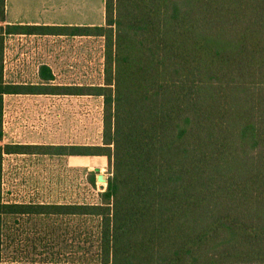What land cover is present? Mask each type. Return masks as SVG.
<instances>
[{
  "label": "trees",
  "instance_id": "trees-1",
  "mask_svg": "<svg viewBox=\"0 0 264 264\" xmlns=\"http://www.w3.org/2000/svg\"><path fill=\"white\" fill-rule=\"evenodd\" d=\"M22 33L104 38L103 83L45 68L8 84ZM7 94L101 97L102 143L1 144ZM6 155L107 157L110 176L94 202L11 201ZM0 264H264V0H105L103 25H0Z\"/></svg>",
  "mask_w": 264,
  "mask_h": 264
},
{
  "label": "rangeland",
  "instance_id": "rangeland-1",
  "mask_svg": "<svg viewBox=\"0 0 264 264\" xmlns=\"http://www.w3.org/2000/svg\"><path fill=\"white\" fill-rule=\"evenodd\" d=\"M31 8L39 23L58 26H97L105 22V0H17L10 2V17L17 6ZM22 14H29L24 12ZM12 19V18H11ZM15 47L46 46L52 55L55 85L102 84L105 42L101 37L32 38ZM17 74V75H16ZM6 80L41 83L31 69L22 75L7 71ZM4 136L1 144L98 145L102 143L103 99L63 94L4 96ZM3 162L4 194L11 201L94 202L107 187V157L6 155ZM88 171H98L97 189L87 181ZM35 256V254H34Z\"/></svg>",
  "mask_w": 264,
  "mask_h": 264
},
{
  "label": "crops",
  "instance_id": "crops-1",
  "mask_svg": "<svg viewBox=\"0 0 264 264\" xmlns=\"http://www.w3.org/2000/svg\"><path fill=\"white\" fill-rule=\"evenodd\" d=\"M17 0H6V14H5V21L0 22L1 26H17V25H53V24H46V23H39L38 20L34 19L31 15V8H27L25 5H18V15L15 17L12 11V17H10V2H16ZM27 12L29 14H22ZM12 18V19H11ZM51 37H85V36H54V35H41V34H9L6 36L5 40V50H4V77L6 80L7 71L18 73V75H22L23 72L32 68L37 75H41L42 72L47 71L48 68L51 70L52 74L55 76V72L52 68V55L53 52L46 46L41 47H33L32 49H22L21 47H15L12 45L13 38L16 40L26 41L32 38L38 39L40 41H45ZM90 38V37H88ZM17 75V74H16ZM8 84L14 85H39L45 84V81L41 83H27V82H16L10 81ZM7 95H14V94H7ZM36 95V94H32ZM42 95V94H39ZM49 95V94H45ZM5 96V95H4Z\"/></svg>",
  "mask_w": 264,
  "mask_h": 264
},
{
  "label": "water",
  "instance_id": "water-1",
  "mask_svg": "<svg viewBox=\"0 0 264 264\" xmlns=\"http://www.w3.org/2000/svg\"><path fill=\"white\" fill-rule=\"evenodd\" d=\"M105 178L104 177H101V180H104Z\"/></svg>",
  "mask_w": 264,
  "mask_h": 264
}]
</instances>
